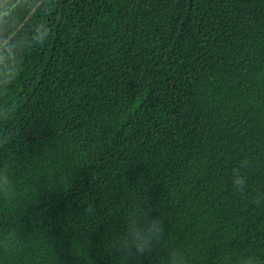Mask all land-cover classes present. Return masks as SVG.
Here are the masks:
<instances>
[{"label": "trees", "instance_id": "trees-1", "mask_svg": "<svg viewBox=\"0 0 264 264\" xmlns=\"http://www.w3.org/2000/svg\"><path fill=\"white\" fill-rule=\"evenodd\" d=\"M145 202L161 232L140 254ZM247 256L264 264V0H0V264Z\"/></svg>", "mask_w": 264, "mask_h": 264}, {"label": "clouds", "instance_id": "clouds-1", "mask_svg": "<svg viewBox=\"0 0 264 264\" xmlns=\"http://www.w3.org/2000/svg\"><path fill=\"white\" fill-rule=\"evenodd\" d=\"M47 28L40 25L35 30L33 40L37 43L43 42L47 35ZM233 184L242 188L245 184L244 177L234 175ZM152 209L146 207V202L141 206L140 211L130 213L128 229L125 238V245H131L137 253L144 254L149 251L152 242L157 239L161 232L159 218L151 215ZM238 264H256V259L247 256L238 261Z\"/></svg>", "mask_w": 264, "mask_h": 264}]
</instances>
